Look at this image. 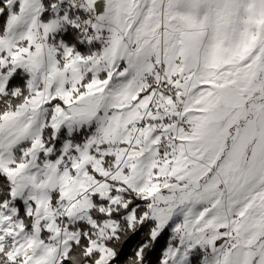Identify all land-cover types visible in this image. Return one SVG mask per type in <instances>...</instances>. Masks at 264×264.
<instances>
[{
	"label": "snow or ice",
	"instance_id": "6c2138e0",
	"mask_svg": "<svg viewBox=\"0 0 264 264\" xmlns=\"http://www.w3.org/2000/svg\"><path fill=\"white\" fill-rule=\"evenodd\" d=\"M17 3L0 264H264V0Z\"/></svg>",
	"mask_w": 264,
	"mask_h": 264
},
{
	"label": "rangeland",
	"instance_id": "374dc122",
	"mask_svg": "<svg viewBox=\"0 0 264 264\" xmlns=\"http://www.w3.org/2000/svg\"><path fill=\"white\" fill-rule=\"evenodd\" d=\"M98 3H99V6L96 10V15H98V16L104 15L105 9H106L105 0H98ZM16 7H17V9H15ZM18 8H19V5L17 3L16 6H14L12 9H10V10L8 9V11H9L8 15H10L11 13L18 12ZM52 18H55L54 13L51 14L49 17V19H52ZM41 19L43 22H48L46 19H43L42 17H41ZM53 35H55V34H53ZM98 46L99 45H97V47ZM20 70H22V69H20ZM94 129H95V125L82 126L80 128L74 129L72 135H68L67 129H64V130H62L61 134L58 136L57 140H58L59 144L61 145V147L66 142H73L75 144V143H78L79 141L84 140L88 134H90L94 131ZM52 146L55 147V143ZM21 147H23V145ZM59 154H60V152L58 151L56 153V155H59ZM41 155H43V154H41ZM30 192H31L30 188L25 190V192H24L25 198L29 195Z\"/></svg>",
	"mask_w": 264,
	"mask_h": 264
},
{
	"label": "trees",
	"instance_id": "16d2710c",
	"mask_svg": "<svg viewBox=\"0 0 264 264\" xmlns=\"http://www.w3.org/2000/svg\"><path fill=\"white\" fill-rule=\"evenodd\" d=\"M15 9H17V7ZM8 12H9L8 9L5 8L4 9V16H0V29H2V27H3L4 20L8 17ZM50 15L51 14H49V13H45V16L50 17ZM42 18L45 19L44 16H42ZM98 48H99V46L97 47V49ZM97 49H93V50H97ZM77 51H79L81 54H85L89 51V47L87 45H83V46L79 47L77 49ZM18 71L22 72V70H18ZM9 95H11V93H9ZM0 103L8 104V103H10V101L7 99H3V100H0ZM2 183H3V180H0V184H2Z\"/></svg>",
	"mask_w": 264,
	"mask_h": 264
}]
</instances>
